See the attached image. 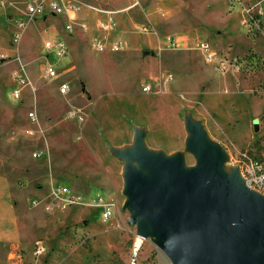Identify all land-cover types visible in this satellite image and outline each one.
<instances>
[{
  "label": "rangeland",
  "instance_id": "rangeland-1",
  "mask_svg": "<svg viewBox=\"0 0 264 264\" xmlns=\"http://www.w3.org/2000/svg\"><path fill=\"white\" fill-rule=\"evenodd\" d=\"M73 1L89 29L76 39L60 17L29 22L26 0L0 6V51L10 56L0 63V264H173L133 205L129 174L169 181L144 158L194 172L200 132L223 153L213 175H241L264 201V0ZM96 8L117 11L111 31L99 28ZM105 36L121 50L93 49ZM58 39L74 66L72 93L43 97L32 84L57 87L41 80L40 65L56 63L44 45ZM20 74L28 83L16 99ZM71 108L84 121L68 120ZM69 195L75 202L59 207Z\"/></svg>",
  "mask_w": 264,
  "mask_h": 264
},
{
  "label": "water",
  "instance_id": "water-1",
  "mask_svg": "<svg viewBox=\"0 0 264 264\" xmlns=\"http://www.w3.org/2000/svg\"><path fill=\"white\" fill-rule=\"evenodd\" d=\"M191 146L200 162L192 173H182L177 160L144 158L154 172L167 171L169 181L155 175L149 183L129 174L139 215L159 235L173 264H264V201L243 178L236 182L239 175H213L223 153L204 134L195 135Z\"/></svg>",
  "mask_w": 264,
  "mask_h": 264
},
{
  "label": "built area",
  "instance_id": "built-area-1",
  "mask_svg": "<svg viewBox=\"0 0 264 264\" xmlns=\"http://www.w3.org/2000/svg\"><path fill=\"white\" fill-rule=\"evenodd\" d=\"M9 3V0H0V6H5ZM98 13L105 15V18L101 19L99 22V28L104 31H111L115 26V13L117 11L112 10H104V9H95ZM78 7L74 3L73 0H26V11L25 14L29 19H34L38 17L47 18L48 16L53 17H65V29L69 33H73L74 22L78 20ZM19 28L24 27V23L20 22L18 24ZM80 27L83 30H87V23L80 24ZM142 31L145 33H154L153 28L150 25L143 26ZM19 35H17L14 40H18ZM169 45L173 48H176L177 43L176 40L170 39ZM198 47L209 53V44L206 40L198 41ZM49 50H54L56 54L55 62H60L59 64H47L44 68V78L46 81H57V90L60 95L68 96L71 93V86L69 81L64 78L65 72L63 65V60L69 55V47L64 40H55V41H46L44 45ZM92 48L97 51H104L106 49H110L113 52H118L121 49L120 42H114L110 45L108 43L103 42L102 40L93 39L92 40ZM211 57V56H210ZM4 61V56L0 51V63ZM15 80L17 82V87H15L13 91V96L16 99H20L22 90L21 87L27 85V79L23 75H16ZM157 85V84H155ZM153 84H145L142 86V91L145 93L152 92ZM29 117L33 120L36 119V116L33 112L29 113ZM66 117L68 120L82 122L84 121L83 115L79 109L71 108L67 111ZM34 157H38L37 154L33 155ZM247 183V182H246ZM61 195L68 194L67 189L63 188L60 191ZM75 201L72 200L69 195L64 202H58L59 207H63L66 205H70ZM33 204L37 202L33 200ZM111 211L107 209L104 212V217L108 218Z\"/></svg>",
  "mask_w": 264,
  "mask_h": 264
},
{
  "label": "crops",
  "instance_id": "crops-1",
  "mask_svg": "<svg viewBox=\"0 0 264 264\" xmlns=\"http://www.w3.org/2000/svg\"><path fill=\"white\" fill-rule=\"evenodd\" d=\"M9 5H13V3L11 2V4H9ZM77 6V5H76ZM6 7L7 6H3V8L4 9H6ZM78 7V6H77ZM80 11H81V8L80 7H78V13H77V15H78V20L76 21V22H74V27H73V35L71 36V37H73L74 39H76V37H77V35H76V30H77V28H81L80 27V21H82V22H85V23H88V21L86 20V21H83L82 20V17H81V15H80ZM1 13H3V11L0 9V14ZM97 14H98V16H99V20H101V19H103V18H105V15H103V14H100V13H98L97 12ZM61 18V20L62 21H66V18L65 17H60ZM101 18V19H100ZM33 19H30V20H28L29 22H31ZM48 21V18H44V22H47ZM26 24H27V21L24 23V27H26ZM82 29V28H81ZM83 30V29H82ZM88 30L89 29H87V30H85V32H88ZM17 35H19V34H17ZM71 35V34H70ZM70 37V36H69ZM106 37V38H105ZM104 38H102L101 40L103 41V42H105V43H109V38H107L108 36H105ZM93 39H97V38H93ZM92 39V40H93ZM92 42V41H91ZM45 47V46H44ZM121 50V49H120ZM3 56H4V61L6 60V59H8V58H10V56H8V55H6V54H3ZM42 58H44V61H46V59H47V57H44V56H42L41 57V60H42ZM43 61V60H42ZM47 62V61H46ZM3 63V62H2ZM60 62H56L55 64L57 65V64H59ZM47 65V64H46ZM46 65H44V64H41L40 66H41V70L43 71V73L41 74V80L42 81H44L45 80V78H44V68H45V66ZM61 65H63V67L65 68L64 69V72H65V75H64V78H66L67 80H68V75L70 74V73H72L73 72V70H74V66H66V64H61ZM27 67V66H26ZM28 67H29V65H28ZM33 74V71H32V73H31V75ZM46 81V80H45ZM47 85H50L51 86V88H49L48 89V93H44L43 92V90H37L36 88H34V86H33V84H32V90H34V92L36 93L37 91H38V93L40 92V94L39 95H42L43 97H48L50 94H55V95H57L58 94V91H57V87H54L52 84H47ZM37 93V94H38ZM72 93V92H71ZM35 103H36V105H37V103L38 104H40L39 103V98L37 99V96H36V98H35ZM36 111V110H35ZM37 113V112H36Z\"/></svg>",
  "mask_w": 264,
  "mask_h": 264
},
{
  "label": "bare ground",
  "instance_id": "bare-ground-1",
  "mask_svg": "<svg viewBox=\"0 0 264 264\" xmlns=\"http://www.w3.org/2000/svg\"><path fill=\"white\" fill-rule=\"evenodd\" d=\"M22 63V62H21ZM35 73V72H34ZM242 181V177H241V175H239V176H237V179H236V182L238 183V182H241ZM170 190L172 191V192H174L173 191V189L170 187ZM174 193H176V192H174Z\"/></svg>",
  "mask_w": 264,
  "mask_h": 264
}]
</instances>
